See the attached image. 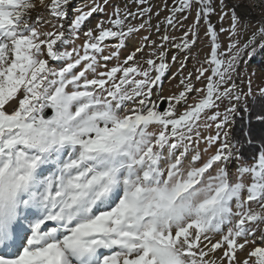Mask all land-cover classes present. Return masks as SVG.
Segmentation results:
<instances>
[{"label": "snow or ice", "instance_id": "6c2138e0", "mask_svg": "<svg viewBox=\"0 0 264 264\" xmlns=\"http://www.w3.org/2000/svg\"><path fill=\"white\" fill-rule=\"evenodd\" d=\"M218 3L0 0V264H264V144L249 162L232 137L264 15Z\"/></svg>", "mask_w": 264, "mask_h": 264}, {"label": "rangeland", "instance_id": "374dc122", "mask_svg": "<svg viewBox=\"0 0 264 264\" xmlns=\"http://www.w3.org/2000/svg\"><path fill=\"white\" fill-rule=\"evenodd\" d=\"M87 0H72V7L76 8L78 6H80L83 3H86ZM121 2H126V0H121ZM168 4L171 5L172 0H167ZM228 7L230 8L231 5L233 3L236 2V0H226ZM214 3L216 4V10L217 12H219L220 8H219V3L218 0H214ZM241 3L248 9V18L251 20V23L253 26H258V21L259 18L261 17V15H264V0H262L261 2L256 1V0H241ZM152 4H153V12H155L158 8H161L164 4V0H152ZM134 8V6H133ZM228 9L226 8L225 11H227ZM43 13V10H40ZM46 15V13H43ZM33 15H35V13H33ZM168 15V11L167 10H163L160 12L159 16H153L152 19V25L153 27L149 30H145L141 33H139L138 35H135L134 37H132L131 42L127 45V47L122 51L121 56L123 57V55L127 54L128 51L131 50L132 45L135 43H138L141 39V37L145 36V35H149V33L151 34V38L153 40H157L159 39V36L162 35L165 32V27L163 25V21L164 18ZM195 17V11H193V13L191 15L188 16V18L184 21V27L181 28L180 26H176L175 28H168L167 32L169 35L175 36L177 38L181 37L183 31L192 24L193 20ZM100 17L98 16H94L93 18L90 19V21L88 22V24L85 26L86 28L89 26H92L95 24L96 20L99 19ZM138 22V21H137ZM158 22L160 23V31L157 32L156 29V25L158 24ZM212 22L214 24H216L217 26H219V20L217 16H212ZM224 27H228V22L225 21L224 22ZM201 36L203 37V25L201 26ZM200 50L201 51V55L203 56L204 51H206V46L205 44L201 43L197 45V48L194 49V52ZM171 58V53L169 54V60ZM183 58V57H181ZM252 58H256V59H260L261 62L259 65H256L255 63L251 62ZM54 64L59 63V62H53ZM193 65H194V61L189 60L188 61V66L185 69L184 74L187 75L188 71H193ZM179 68V63H176L174 65H172L171 67V71H169L165 77L162 80V86L158 89H156L153 99H156L157 96L160 97H167L169 95H172L173 93L177 92L179 90L180 87V77L179 75L176 76L175 79H173V75L175 73H177ZM249 79L252 82V91L254 93V95L259 94V87H264V50H260L257 49L255 55L253 56H245L244 62L241 63L240 65V75L237 77L235 83L238 86V90L239 92L242 94L241 95V99L237 105V109L239 108L240 105H243L245 103V101L250 97V96H254V95H243L248 93V81ZM162 101V100H161ZM165 101V107H167V101ZM190 103L192 102L191 100L189 101ZM227 106V104L222 105L220 108V111L223 112L224 111V107ZM48 110V111H47ZM46 111L48 112L47 115H52V110L51 109H47ZM249 162H251V159H248ZM235 165H230V168L234 169ZM259 243V241H258ZM241 258H243L244 253L240 254Z\"/></svg>", "mask_w": 264, "mask_h": 264}, {"label": "trees", "instance_id": "16d2710c", "mask_svg": "<svg viewBox=\"0 0 264 264\" xmlns=\"http://www.w3.org/2000/svg\"><path fill=\"white\" fill-rule=\"evenodd\" d=\"M251 62L259 65L260 59L252 58ZM264 98L259 94L250 96L243 105H240L234 114L232 123V137L234 141L244 142L246 138H251L252 143H243L240 154L246 159H251L258 153L264 144V121L258 117L264 115Z\"/></svg>", "mask_w": 264, "mask_h": 264}, {"label": "water", "instance_id": "95a60500", "mask_svg": "<svg viewBox=\"0 0 264 264\" xmlns=\"http://www.w3.org/2000/svg\"><path fill=\"white\" fill-rule=\"evenodd\" d=\"M160 103H161V107H162V108H165V101L162 100V101H160ZM47 111H48V110H47ZM47 111H46V113L48 114Z\"/></svg>", "mask_w": 264, "mask_h": 264}, {"label": "built area", "instance_id": "2783aa9c", "mask_svg": "<svg viewBox=\"0 0 264 264\" xmlns=\"http://www.w3.org/2000/svg\"><path fill=\"white\" fill-rule=\"evenodd\" d=\"M256 1H259V2H261L262 0H256Z\"/></svg>", "mask_w": 264, "mask_h": 264}, {"label": "bare ground", "instance_id": "6f19581e", "mask_svg": "<svg viewBox=\"0 0 264 264\" xmlns=\"http://www.w3.org/2000/svg\"><path fill=\"white\" fill-rule=\"evenodd\" d=\"M247 11H248V9H247Z\"/></svg>", "mask_w": 264, "mask_h": 264}]
</instances>
